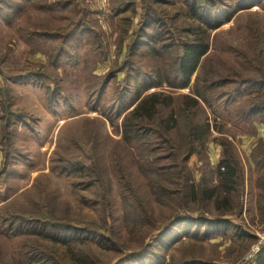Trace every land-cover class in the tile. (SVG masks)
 <instances>
[{
  "label": "rangeland",
  "instance_id": "1",
  "mask_svg": "<svg viewBox=\"0 0 264 264\" xmlns=\"http://www.w3.org/2000/svg\"><path fill=\"white\" fill-rule=\"evenodd\" d=\"M143 1L0 0V264H51L27 260L29 248L43 247L61 264H117L129 254L135 258L121 264H256L264 246V158H258L264 122L248 108L264 100V3L249 0L237 12L242 0H215L212 13L232 17L206 30L188 16L187 0H148L159 19L152 34L160 40L166 32L161 42L169 48L156 55L144 37L131 58ZM186 21L182 38L202 29L210 46L189 85L177 88L182 82L165 79L173 74L165 63L174 60L175 31ZM131 62L140 70L120 71ZM139 91L172 97L160 110L162 117L180 118L166 134L174 148L148 156L143 150L161 139L157 133L148 132L146 142L124 139V117ZM189 121L210 129L202 141L193 140L195 151L185 158ZM225 141L240 175L233 189L218 190L216 203L202 192L219 185ZM142 165L153 170L145 173ZM153 181L167 188L166 196ZM132 207L147 218L141 228L127 224L136 219L127 212ZM188 211L233 224L206 228L203 236L204 227L185 232L179 223L152 241L159 226ZM44 220L67 227L46 230ZM89 225L110 239L83 232ZM235 225L249 235H235ZM57 232L86 240L77 251L81 259L52 238ZM149 243L148 254L136 255Z\"/></svg>",
  "mask_w": 264,
  "mask_h": 264
},
{
  "label": "trees",
  "instance_id": "2",
  "mask_svg": "<svg viewBox=\"0 0 264 264\" xmlns=\"http://www.w3.org/2000/svg\"><path fill=\"white\" fill-rule=\"evenodd\" d=\"M189 3V12L188 16L200 23L201 27L204 26L205 29L207 28L209 30H215L221 26V22L224 18H229L228 20L231 19V15H226L224 13H221L220 15H215L217 12L214 11L212 13L211 6L215 7L217 6V3L215 0H187ZM209 1V3H208ZM247 1L249 0H242L238 3L239 7L237 8V12L244 9V7H241L244 5ZM251 2V1H250ZM264 3V0H258V3ZM208 3V4H207ZM153 4V3H152ZM148 2V0L143 1V15L141 16L139 20V26L137 31L134 33L133 41L132 44L130 45L129 49V56L131 58L134 56V52L139 46V42L141 41V38H146L147 44L151 46V51L156 54L160 55V52L167 54V49L169 48V45L164 44L163 39H165V35L167 34L166 32L164 33H159L158 36L159 38H163L160 40L156 39L157 34L154 32L152 34V30L155 31L156 29V24L158 23V15H157V9H153V5ZM221 9V8H218ZM218 9H216L218 11ZM212 14V15H211ZM213 16V17H211ZM219 16L220 20H215L214 17ZM214 19V20H213ZM158 28V27H157ZM190 25L188 21H186L181 27H178L176 29V35L177 38H175L177 45H176V54L175 58L171 63H165V66L169 67L173 74L165 76V79L168 80L169 82L171 80L175 81H180L182 84H178L179 87L172 86V87H186L189 85L190 80L192 75L196 72L200 61L204 55H206L209 51V43L208 40L206 39L205 35H202L205 33L202 29H195L193 32L195 37L193 39H188L184 40L181 36L182 31L187 30L189 31ZM77 30V28L70 29L68 30V34L74 33V31ZM158 38V39H159ZM66 39V37H65ZM67 40H65L62 45L63 48L66 45ZM161 42V43H160ZM157 43L159 44L157 46ZM134 61V60H133ZM130 69H135V70H140L139 67L134 65L132 62L131 63H125L124 66L121 67L120 71H125L129 75ZM42 78V75L39 74L37 75ZM223 82L227 83L231 79L230 77H223ZM235 80V79H234ZM163 82V81H161ZM159 83V82H158ZM149 85L144 86L143 89H148ZM239 85L238 87L234 88V92L239 91ZM142 91H139L138 96H140V93ZM120 93V92H119ZM172 102V97L169 95H164L162 92H152L150 94H147L146 96L139 97V100L137 104L134 106L130 112L125 115L124 117V124H123V133H124V139L125 140H132V139H143L144 142H146L147 138V133L148 132H155L161 138L160 140H157L155 144L150 145L146 147L143 150L144 152L148 155L151 156V153H156L157 148L161 147H167V148H174V144L172 143L171 139L166 136V134L169 132V130H172L173 128L177 127L178 122L180 121V118H178V115L176 113H171L167 117H162L161 114V108L160 106H169ZM195 103H198V99H194ZM248 113L253 115H258L260 119L264 122V100H261L259 103L254 102L252 106L248 108ZM133 121L136 123L134 124L135 126L137 125L136 133H134V129L132 127ZM189 124V129H188V143H189V148L186 152L185 158H188L193 154L195 151V147L193 144V140H198L202 141L203 137L205 136L206 132L210 129L209 127H198L197 125L193 124L192 122H187ZM209 126V125H207ZM139 127V128H138ZM223 143V144H222ZM221 144L225 146L228 144L227 141L222 142ZM156 158V157H153ZM256 158V156H255ZM259 159L264 158V155L259 156ZM259 160L257 159V162ZM239 161L235 157L233 150L230 147H227L226 149L223 150L221 158L217 164V170L220 176V181L219 185L215 188L212 189H205L204 192H202L203 199L205 200H212L216 198V203L217 198L219 197L218 190L220 189L222 193H226L230 189L234 188V183H236V178L238 175H240V165L238 164ZM142 165V171L145 173L152 171L153 169H146ZM156 171L157 172H162L161 167L156 166ZM160 176H163V173H160ZM150 179H153L151 175H148ZM170 174L167 173V177H169ZM264 182V181H263ZM154 189L156 187L158 189H162L163 195L166 196L165 192L167 191V188H165L162 184H157V181L152 182ZM194 189V187H193ZM221 194V193H220ZM259 210L264 218V199L263 202H260ZM128 213H133L136 217V219L133 221V219H127V224L129 225L130 228H141L144 226L147 218L146 216L142 215L141 213L138 212L136 207H132L131 209H127ZM197 212V211H196ZM184 224L185 225V232H189L192 229L195 230H200L202 227L205 228V232L203 236L207 235L206 228L213 227L216 231H222L223 228H226L229 226V224H233L230 218H225V217H212V216H207V215H200L195 214V211H188L185 213H181L179 215L173 216L166 224L163 226H159L156 232V235L153 238V242H157V237H165L166 235L170 234V231L175 228L176 224ZM60 224V223H59ZM43 225L45 226L46 230H49V228L57 229V230H64L65 228L62 226L67 227L64 224L58 225L54 224L53 221L51 220H44ZM239 225H235V235L239 237H244L248 236L249 233L244 231L243 229L237 227ZM244 228V227H242ZM83 232H93L96 235H100L102 237H105V234L100 233L97 229L91 227L90 225L87 226V229H83ZM209 230V229H208ZM53 234L52 238L56 241L63 240L69 248H75L76 254L78 259H81L80 254L77 251L82 250L81 246L87 245V242L84 238L82 237H66L67 235H62L61 233H51ZM175 234V233H174ZM179 236L177 234L175 237ZM106 238V237H105ZM174 238V237H173ZM107 240L110 239V237L106 238ZM112 240V239H111ZM152 243V242H151ZM149 243L147 247L141 251V253H137L136 255H141L144 256L146 253L148 254L150 251V247L152 244ZM158 245L161 246L162 244ZM27 255V260H32L35 257H40L43 258V260H46L50 262L51 264H61L59 262L58 257L53 255L52 253H49L46 251L45 247L43 249H35V248H29L28 252H26ZM130 256V257H129ZM85 258V257H83ZM135 258L132 254H129L127 257L123 258L121 261H119L117 264H121L124 260ZM87 259V258H85ZM88 260V259H87ZM256 264H264V246L260 250V253L256 257Z\"/></svg>",
  "mask_w": 264,
  "mask_h": 264
}]
</instances>
